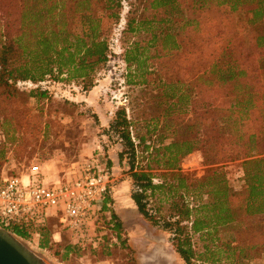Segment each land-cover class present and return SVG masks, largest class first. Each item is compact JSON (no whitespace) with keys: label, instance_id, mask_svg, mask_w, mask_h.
<instances>
[{"label":"trees","instance_id":"obj_1","mask_svg":"<svg viewBox=\"0 0 264 264\" xmlns=\"http://www.w3.org/2000/svg\"><path fill=\"white\" fill-rule=\"evenodd\" d=\"M124 4L130 11L123 33L134 38L123 53L126 85L156 92L158 108L166 105L168 115L184 103L203 122L215 119L202 139L165 144L161 138L156 148L139 131L132 137L137 117L119 109L108 132L124 148L120 160H128L130 199L146 222L169 235L183 264H249L256 245L231 246L213 236L240 214H264V0H194L191 6L187 0H0V91L11 97L17 83L39 84L63 75L93 86V75L111 53L105 36L120 22ZM216 96L236 103L217 109L209 101ZM129 111L134 113L133 106ZM175 125L164 126L172 137ZM206 145L214 165L241 161V192L230 193L221 168L199 180L182 173L181 162ZM154 170L166 173L154 175ZM108 211L105 198L100 212ZM117 220L111 213L115 230ZM48 228L7 230L51 252L62 242L55 243ZM194 236L204 243L202 250L194 246ZM80 246L63 247L60 261L79 255Z\"/></svg>","mask_w":264,"mask_h":264},{"label":"rangeland","instance_id":"obj_2","mask_svg":"<svg viewBox=\"0 0 264 264\" xmlns=\"http://www.w3.org/2000/svg\"><path fill=\"white\" fill-rule=\"evenodd\" d=\"M193 2L187 0V5L191 6ZM129 11L130 7L124 4L120 22L105 36L111 53L107 63L93 75V86L80 80L68 81L63 75L57 80L47 78L39 84L17 83L11 97L0 91V183L12 177L31 175L34 167H38V173L47 184L74 179L84 165L96 161L109 172L106 195L109 211L99 212L96 215L98 222L89 223L82 237L52 219L49 232L59 233L55 243H62L51 252L39 250L36 241H24L49 264H183L169 243V235L146 222L131 202L133 181L128 160H120L124 148L118 137L108 130L115 113L124 108L128 118L137 117V126L131 130L132 137L139 131L146 137V143L154 142L157 146L150 144L151 147L158 148L157 142L161 138H165V144L204 138V132L212 130L215 119L203 122L194 114V109L184 103L177 106L181 110L168 115L163 112L166 105L158 108L161 100L156 92L147 94L142 87L126 85L128 71L123 53L134 41L133 37L123 33ZM182 11H185L184 7ZM261 80L264 81V77ZM209 101L222 110H228L236 103L233 97L221 96ZM130 105L134 113L129 111ZM168 123L176 124L173 137L164 128ZM151 152L150 148L145 156ZM211 152L206 145L186 157L180 165L182 173L191 180H199L221 168L230 193L241 192L244 187L241 161L214 165ZM152 159L149 164L155 166ZM140 161L142 165L147 163L138 158L137 162ZM162 173L166 172L153 171L154 175ZM235 203L238 205L237 201ZM161 207L166 213L167 204L163 203ZM111 213L119 219L118 230L113 228L114 223H109ZM217 231L213 238L221 239L223 244L256 245L251 252L255 260L249 264H264V214L247 218L240 214L236 223ZM78 242L80 254H72L66 261H60L63 247ZM192 242L202 250L204 243L199 236H194Z\"/></svg>","mask_w":264,"mask_h":264},{"label":"built area","instance_id":"obj_3","mask_svg":"<svg viewBox=\"0 0 264 264\" xmlns=\"http://www.w3.org/2000/svg\"><path fill=\"white\" fill-rule=\"evenodd\" d=\"M38 170L34 167L31 175L0 183V228L37 230L53 219L82 237L102 209L108 193V170L97 161L88 163L74 179L54 184L45 183ZM59 235L55 233L53 240Z\"/></svg>","mask_w":264,"mask_h":264},{"label":"water","instance_id":"obj_4","mask_svg":"<svg viewBox=\"0 0 264 264\" xmlns=\"http://www.w3.org/2000/svg\"><path fill=\"white\" fill-rule=\"evenodd\" d=\"M0 264L49 263L30 250L24 241L0 228Z\"/></svg>","mask_w":264,"mask_h":264},{"label":"crops","instance_id":"obj_5","mask_svg":"<svg viewBox=\"0 0 264 264\" xmlns=\"http://www.w3.org/2000/svg\"><path fill=\"white\" fill-rule=\"evenodd\" d=\"M52 182H55V181H52ZM51 184V183H50ZM131 200V199H130ZM131 202L133 203V201L131 200ZM134 204V203H133ZM135 206V205H134ZM136 208V207H135Z\"/></svg>","mask_w":264,"mask_h":264}]
</instances>
